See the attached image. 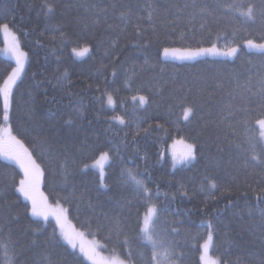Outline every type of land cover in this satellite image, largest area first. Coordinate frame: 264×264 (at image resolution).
Wrapping results in <instances>:
<instances>
[{"label":"trees","instance_id":"16d2710c","mask_svg":"<svg viewBox=\"0 0 264 264\" xmlns=\"http://www.w3.org/2000/svg\"><path fill=\"white\" fill-rule=\"evenodd\" d=\"M2 24L27 57L9 95L14 143L72 225L132 264H201L208 234L221 264H264V51L162 57L264 42V0H0ZM13 66L0 53V89ZM5 115L0 91V128ZM175 138L193 145L191 163L171 166ZM14 150L0 151V264H88L51 217L32 214ZM102 152L103 184L84 168Z\"/></svg>","mask_w":264,"mask_h":264},{"label":"rangeland","instance_id":"374dc122","mask_svg":"<svg viewBox=\"0 0 264 264\" xmlns=\"http://www.w3.org/2000/svg\"><path fill=\"white\" fill-rule=\"evenodd\" d=\"M249 9L245 10V15L249 14ZM0 34L3 39V45L0 49L2 56L13 61L14 66L11 73L6 77L2 86L1 94L6 109L4 122L0 128V151L3 146L13 144L14 156L24 167V179L27 185L31 186L34 203L32 204V214H46L51 217L58 228L62 240L73 250H75L88 264H132L131 262L121 258L115 253L104 251L103 244L96 238L88 237L83 231L76 228L69 221L65 207L60 203H51L48 201L41 189V171L38 165L30 159L27 151L14 143V137L10 131L7 121V110L9 106V95L17 80L23 75L27 57L20 47L19 39L16 33L7 25L0 26ZM240 48L248 51L263 52L264 42H256L246 40L240 45L229 47H201L195 49H165L162 53L164 59L175 61H194L201 58H219L232 59ZM73 57L80 59L89 53V47L84 46L71 50ZM111 105V102L109 101ZM189 109L184 111L187 117ZM258 131L262 141L264 142V119L257 123ZM167 154L172 167L186 165L194 159V147L191 143L186 142L182 138H175L167 147ZM109 161V154L102 152L96 159L84 166L85 169L92 168L96 170L102 184L104 183L105 165ZM34 211V212H33ZM156 215L154 205H149L142 217L141 236L144 240H149V230L152 221ZM211 235L208 234L205 240L200 244V263L201 264H221L219 260L211 254Z\"/></svg>","mask_w":264,"mask_h":264}]
</instances>
